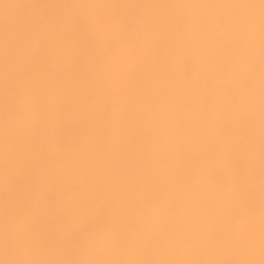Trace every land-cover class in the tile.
<instances>
[{"label":"snow or ice","instance_id":"1","mask_svg":"<svg viewBox=\"0 0 264 264\" xmlns=\"http://www.w3.org/2000/svg\"><path fill=\"white\" fill-rule=\"evenodd\" d=\"M0 264H264V0H0Z\"/></svg>","mask_w":264,"mask_h":264}]
</instances>
